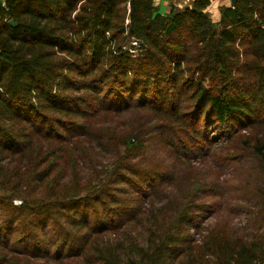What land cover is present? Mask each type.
<instances>
[{
  "label": "trees",
  "instance_id": "1",
  "mask_svg": "<svg viewBox=\"0 0 264 264\" xmlns=\"http://www.w3.org/2000/svg\"><path fill=\"white\" fill-rule=\"evenodd\" d=\"M210 6L194 0L192 8L161 16L151 0L0 5V189L7 193L0 196V264H194L187 226L199 229L195 200L205 190L193 181L191 198L172 217V201H157L161 190L148 186L155 177L145 178L132 161L155 130H189L192 147L203 136L210 141L205 127L215 121L233 132L227 147L244 138L264 166V0H238L218 20ZM132 106L166 118L126 137L113 168L91 181L88 193L45 197L51 171H43V147L72 137L53 127L71 131L89 120L87 137L99 119L91 115ZM237 121L247 122L250 135L240 136ZM181 143L187 157V141ZM165 178L168 185L175 175ZM144 218L147 227L138 232ZM213 259L264 264V232L231 235Z\"/></svg>",
  "mask_w": 264,
  "mask_h": 264
},
{
  "label": "rangeland",
  "instance_id": "2",
  "mask_svg": "<svg viewBox=\"0 0 264 264\" xmlns=\"http://www.w3.org/2000/svg\"><path fill=\"white\" fill-rule=\"evenodd\" d=\"M166 108H169V105ZM151 109L153 108L132 106L121 113L103 112L91 115L90 118L99 119L96 122L92 121L95 122V129L88 133L90 136L87 137L83 136L87 131L82 127L87 128L89 120H81L79 124L74 121L75 125L71 131L54 126V132L62 135L72 134V137L67 136V142L57 140L45 143L42 155L43 171L50 169L51 176L43 188V195L48 197L55 192L62 198H67L88 193L90 182L105 178L113 168L117 157L123 152L121 145H124L126 137L141 130L139 126L149 130L156 122L162 120L163 116L152 112ZM233 124L234 129L241 132L240 136L250 135L245 133L250 130L246 127L247 122L237 121ZM49 129L50 126L43 131L46 133ZM175 131L167 128L164 131L151 132L149 137L145 138L146 147L143 154L138 155L132 164L147 172L145 178L155 177L148 186L161 190L157 195V201L165 197L172 201V217L179 209L181 210L183 202L191 198L190 186L193 181H197L203 187L205 191L198 199L194 198L200 206V210L196 209L199 211L194 215V223L199 225V229L188 226L187 228L196 244L193 248L194 264H206V260L212 264L213 254L231 235L235 239L258 227L264 232V166L261 159L253 157L248 149L244 148L242 144L244 138L241 140L242 143H234L227 147L233 135V132L232 135L229 134L227 125H220L215 121L211 125H206L205 131L210 141H206L203 136L200 140L194 141L192 147L189 145L192 134L189 130L177 135ZM77 135L81 137L79 140L73 138ZM184 140L187 141L189 150L187 157L183 155L182 150L181 142ZM35 158V152L30 153L29 170L35 168ZM167 175L170 177L175 175V179L168 185L165 178ZM116 186L113 185L111 191ZM6 194L0 189V196ZM14 203L20 205L18 200ZM100 208L99 205L91 206L88 211L95 214ZM145 220L146 218L142 220L138 232L147 227L146 222H143Z\"/></svg>",
  "mask_w": 264,
  "mask_h": 264
},
{
  "label": "crops",
  "instance_id": "3",
  "mask_svg": "<svg viewBox=\"0 0 264 264\" xmlns=\"http://www.w3.org/2000/svg\"><path fill=\"white\" fill-rule=\"evenodd\" d=\"M7 0H0V5H5ZM154 11L161 16L169 15L173 10L192 8L194 0H151ZM238 2V0H237ZM237 4V3H236ZM235 4V5H236ZM231 0H211L208 11L215 19L221 16V10L235 6Z\"/></svg>",
  "mask_w": 264,
  "mask_h": 264
},
{
  "label": "water",
  "instance_id": "4",
  "mask_svg": "<svg viewBox=\"0 0 264 264\" xmlns=\"http://www.w3.org/2000/svg\"><path fill=\"white\" fill-rule=\"evenodd\" d=\"M105 1H109V0H105ZM232 1V4H236L237 3V0H231ZM12 25H16V23L13 21V20H11V22H10Z\"/></svg>",
  "mask_w": 264,
  "mask_h": 264
},
{
  "label": "built area",
  "instance_id": "5",
  "mask_svg": "<svg viewBox=\"0 0 264 264\" xmlns=\"http://www.w3.org/2000/svg\"><path fill=\"white\" fill-rule=\"evenodd\" d=\"M133 45H137V42H133Z\"/></svg>",
  "mask_w": 264,
  "mask_h": 264
}]
</instances>
